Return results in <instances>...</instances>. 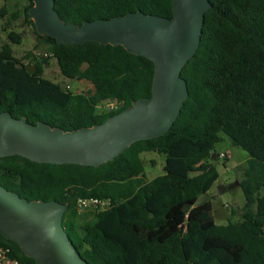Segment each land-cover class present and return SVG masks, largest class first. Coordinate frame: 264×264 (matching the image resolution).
<instances>
[{"label":"trees","instance_id":"1","mask_svg":"<svg viewBox=\"0 0 264 264\" xmlns=\"http://www.w3.org/2000/svg\"><path fill=\"white\" fill-rule=\"evenodd\" d=\"M23 1L21 10L0 8V32L7 37L0 46V113L70 132L101 124L151 96L152 62L122 46L58 45L36 34L28 19L33 0ZM209 1L198 49L181 72L189 96L165 135L136 142L99 167L0 158L5 189L28 202L68 206L62 226L89 264H264V0ZM171 4L54 0V9L64 23L80 27L137 11L171 18ZM19 18L32 27L44 56H14L11 45L21 43V36L10 26ZM50 59L62 77L92 88L77 94L44 78ZM111 101L118 110H97ZM224 137L249 158L238 184L245 198L241 219L217 225L209 193L220 177L215 146ZM145 152L165 159L163 174L149 181L141 159ZM204 194V204L183 210ZM90 198L108 200L109 207L81 214L77 200ZM0 247L21 263L36 264L1 234Z\"/></svg>","mask_w":264,"mask_h":264},{"label":"water","instance_id":"2","mask_svg":"<svg viewBox=\"0 0 264 264\" xmlns=\"http://www.w3.org/2000/svg\"><path fill=\"white\" fill-rule=\"evenodd\" d=\"M209 0H172L171 18L141 11L110 19L66 24L54 9V0H33L28 19L37 35L53 38L58 45L122 46L128 53L152 62L151 96L139 98L105 122L64 132L25 117L0 113V158L20 156L31 162L99 167L114 160L136 142L159 138L174 125L184 101L187 84L183 68L195 55ZM215 160V157H212ZM238 183L228 185V188ZM220 192V186L217 187ZM208 200L199 197L189 207ZM67 205L55 201L20 198L0 184V234L15 242L36 264H89L69 240L62 226Z\"/></svg>","mask_w":264,"mask_h":264},{"label":"rangeland","instance_id":"3","mask_svg":"<svg viewBox=\"0 0 264 264\" xmlns=\"http://www.w3.org/2000/svg\"><path fill=\"white\" fill-rule=\"evenodd\" d=\"M4 4L10 8V12H14L16 8L21 10L24 1L0 0V8ZM10 29L21 36V43L11 45L14 56L17 59L22 58L27 52H32L36 56H44L45 47L38 45L32 27L25 24L22 18L12 22ZM5 42H7L6 33L0 32V46ZM24 62L26 63V61ZM29 69L32 70V67H29ZM43 77L62 85L63 88L68 86L70 91L77 94L92 88L91 84L86 81L79 82L62 77L54 59L48 61L43 71ZM106 104L107 102L99 105L97 110L99 112L106 111ZM215 150L219 154V159L215 161V166L220 177L213 189H211L209 196L212 202V215L215 223L217 225H226L229 221L235 222L241 219L245 198L238 185L233 188H228V185L234 182L239 184V181L242 179L241 167L249 158V155L240 147L233 146L226 137L215 146ZM141 159L144 162L145 178L147 181L163 174L165 159L162 155L155 152H145L141 154ZM217 186H220L221 193L218 192ZM95 210L96 208H87L79 211L81 214L91 215Z\"/></svg>","mask_w":264,"mask_h":264},{"label":"built area","instance_id":"4","mask_svg":"<svg viewBox=\"0 0 264 264\" xmlns=\"http://www.w3.org/2000/svg\"><path fill=\"white\" fill-rule=\"evenodd\" d=\"M119 104L115 101L107 102L105 106L106 111H115L118 110ZM109 207L108 200H99L96 198L90 199H79L77 200L78 210H84L87 208H96L99 210H105ZM0 264H25L21 263L15 258L10 256V250L0 247Z\"/></svg>","mask_w":264,"mask_h":264},{"label":"flooded vegetation","instance_id":"5","mask_svg":"<svg viewBox=\"0 0 264 264\" xmlns=\"http://www.w3.org/2000/svg\"><path fill=\"white\" fill-rule=\"evenodd\" d=\"M218 187V186H217Z\"/></svg>","mask_w":264,"mask_h":264}]
</instances>
